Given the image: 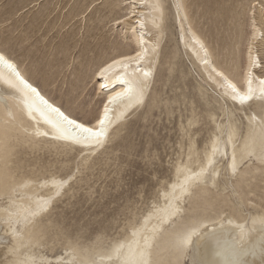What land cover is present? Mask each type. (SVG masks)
Segmentation results:
<instances>
[{"label": "bare ground", "instance_id": "6f19581e", "mask_svg": "<svg viewBox=\"0 0 264 264\" xmlns=\"http://www.w3.org/2000/svg\"><path fill=\"white\" fill-rule=\"evenodd\" d=\"M33 1L38 3V0ZM167 1L169 0H159L162 7L155 12L150 7L154 0H66L64 7H69H66L65 12L60 7V0L48 1L43 8L47 9L51 2L53 6L48 14L58 8L56 22L60 17L68 23L72 19L78 22V26L68 33L67 40L70 39L71 43L63 40L60 44L59 52L65 58V66H73L74 73L69 87L64 90L61 85L56 84L52 76L25 62L27 58L16 54L8 39L0 35V51L6 57L5 62H0V118L9 121L6 131L0 132V139L4 140L9 171L15 176L16 183H28L23 191L12 194V199L25 205L28 204L29 197L33 200L47 199L54 192L52 180L67 181L61 194L53 199L50 211L38 222L36 231L41 235L30 246H21L9 225L0 220V264H18L25 257L36 261H52L55 264L56 259L67 251L68 240L78 241L82 248L95 247L98 250L114 242L130 240L132 232L144 223L154 208L166 206L165 194L173 184L182 179V169L199 171L208 167L215 175V180L209 178L206 186L202 185L194 195L184 199L180 205L182 211L171 221L168 232H179L193 221H198L207 225V232L220 230L222 227L231 228L236 229L232 233L236 236L239 231L237 225L251 228V218L264 212V184L259 179V162L254 158L245 160L240 166L238 177L232 175L230 168L234 150L237 159H240L250 129L249 118L256 116L259 120L264 117V99H261L264 85L260 83L264 80V64L261 61V58L264 59V0H245L241 15L246 17L247 32L234 9H214L212 14L215 19L220 17L226 26L222 34L216 25L205 27L201 22V0L196 4L190 0H170V5L166 6ZM132 4L138 7L133 8L130 6ZM145 4L149 6L145 7ZM167 9L171 11L177 39L174 49L166 52V73L160 87L155 88L156 66L162 55L160 46L167 31L164 20ZM64 26L65 23L60 25L61 28ZM242 45L244 50L241 49ZM77 48V56L72 57L71 51ZM137 52L145 56L142 64L152 73L146 90V102L130 107L129 101L122 99L109 104L111 123L108 124V138L102 145L89 149L58 138L54 136L51 125L40 112L34 110L31 116L27 113L26 99L34 102L46 115L47 109L41 104L39 97L28 93L27 88L19 82L20 78L31 83L44 99L56 106L61 103L66 105L70 97L74 98V112L86 119H93V126H96L94 118L103 115L108 97L120 91L122 86H127L124 79L131 81L136 77L132 68H128L126 72L118 73L124 79L109 75V81L114 82H110L107 88H101L103 81L96 77L88 79L89 70L101 61L110 62V58L120 56L131 57ZM182 54L191 60L203 83L196 80V85H192L194 91L190 94L180 90L179 93L171 94V98L164 97V87L169 82L173 65H176L175 59ZM205 60L208 61L207 66ZM9 61L12 67H9ZM211 68H215L216 72H223L242 91H247L251 80L254 98L244 105L234 104L230 98L226 100L221 87L224 81L216 79L215 76L210 79ZM181 72L179 80L186 87L183 77L192 71L189 68L187 72ZM12 84L16 87L13 88ZM76 89H79V93ZM172 102L188 103L189 106H185L188 114L178 115L177 150L173 152L174 157L170 155L166 159L165 164L159 163L165 167V175L158 177L153 195L145 202V208L140 215L134 213L133 218L122 222L119 236L110 239L105 245H102L100 235L96 236L98 242H89L90 238L82 240L78 231L72 233L62 226L65 221H61L62 214L58 211L62 204L71 203L80 190L86 189L84 193L91 197L94 192L91 179L95 176V171H102L103 167L111 164V160L118 157L116 154L120 149L133 150V144L124 143V135L127 136L126 130L130 127L131 118L136 117V122L144 120L149 114L152 115L154 109L160 110L161 107H164V113L170 117L174 111ZM8 112L16 117L15 122L8 117ZM240 113L244 117L243 123ZM20 121L28 130L27 134L16 126ZM37 132H47L48 135H37ZM229 133H233L230 141ZM216 145L219 151L213 155ZM144 151L147 156V147ZM153 155L156 158L157 153ZM13 187L15 184H0V208H7L11 203L9 195ZM90 197L87 199L90 200ZM148 227H151V223ZM252 235L258 236L256 233ZM198 243L206 245L208 242L202 235ZM165 246L166 238H162L158 242L162 258H167ZM56 248H60V251H56ZM181 264H184L183 260Z\"/></svg>", "mask_w": 264, "mask_h": 264}, {"label": "snow or ice", "instance_id": "6c2138e0", "mask_svg": "<svg viewBox=\"0 0 264 264\" xmlns=\"http://www.w3.org/2000/svg\"><path fill=\"white\" fill-rule=\"evenodd\" d=\"M130 6L138 7L136 4ZM144 6L148 7L149 5L145 4ZM150 7L155 12L159 11L162 6L159 0H154ZM177 7L179 8V5ZM141 42L143 43V38H141ZM201 47L203 46L201 45ZM144 59L145 56L137 52L135 56L110 58V62L101 61L91 67L88 79L96 77L99 81H103L100 84L101 88H107L110 82H114L109 81V75L116 79H124L118 76V73L126 72L128 68H132L136 77L131 81L124 79V84L127 86H122L120 91H116L108 97V102L103 108V115L94 118L96 126H93V119H86L74 112V98L70 97L66 105L61 103L56 106L55 103H49L44 99L31 83L20 78L19 82L27 88L28 93L39 97L41 104L47 109L46 115L36 107L34 102L26 99L27 113L31 116L34 110L40 112L46 122L51 125L54 136L94 149L102 145L108 138V124L111 123L109 104L122 99L129 101L130 107L146 102V90L152 73L143 66ZM5 60L4 53L0 51V62H5ZM204 63L206 66L208 65L207 60ZM12 66L9 61V67ZM210 73V79L215 76L216 79L224 81L221 87L226 100L230 98L234 104L244 105L254 98L255 93L251 87V80H249L247 91H242L231 83L223 72H216L215 68H211ZM17 76H19L18 73ZM260 83L264 85V80H261ZM11 86L16 87L15 84ZM261 99H264V88L261 89ZM7 115L13 122L16 121L12 112H8ZM249 119L248 137L240 159H237L235 150L233 152L230 165L231 173L234 177H238L240 166L244 161L254 158L261 165L259 179L264 184V117L257 120L256 116H252ZM8 123V120L0 118V132L6 131ZM16 126L27 134L28 130L23 127L22 121L17 122ZM41 134L48 135L47 132H37V135ZM232 136L233 133H229V141ZM218 151V145L214 146L213 155ZM209 163L211 164V161ZM180 176L182 179L173 184L165 194L166 206L154 208L145 218L144 223L139 228H135L130 240L114 242L99 250L95 247L82 248L78 241L68 240L67 251L56 259L55 264H181L182 260L184 264H189V262L190 264H264V212L251 218V228L237 225L239 231L236 236L232 235L236 229L231 228L224 229L222 227L220 230L213 229L211 232H207V225L198 221H193L179 232H168L171 221L182 211L180 205L184 199L194 195L202 185L206 186L209 178L215 180V175L208 167L201 168L199 171L182 169ZM66 183L67 181L64 180H52L51 184L54 188L52 196L47 199L35 200L29 197L27 205L18 203L12 199V194L23 191L28 187V183H16L15 176L9 171L4 140L0 139V184H15L9 195L11 203L7 208H0V220H4L9 225L13 236L21 246H30L39 239L41 233L36 231L38 222L50 211L53 199L61 194ZM149 223H151V227H148ZM253 233L258 236H253ZM202 235L208 242L206 245L198 243ZM162 238H166L164 251L167 252V258H162L158 250V242ZM18 264H53V262L36 261L31 257H25L20 259Z\"/></svg>", "mask_w": 264, "mask_h": 264}, {"label": "rangeland", "instance_id": "374dc122", "mask_svg": "<svg viewBox=\"0 0 264 264\" xmlns=\"http://www.w3.org/2000/svg\"><path fill=\"white\" fill-rule=\"evenodd\" d=\"M48 1L50 0H38V3L33 0H0V35L8 39L16 54L24 55L27 58L25 62L33 64L40 72L44 71L52 76L56 80V84L61 85L64 90L69 87V81L73 80L74 73H72L73 66H65V58L59 52L60 44L63 40L65 41L69 38V31L76 28L78 22L76 19H72L68 23V21L62 19L63 17H60V20L56 22L55 17L58 8L48 14L54 0H51V5H48L47 9L43 8ZM65 1L60 0V7H63L64 12L69 7H64ZM190 1L193 4L200 3V0ZM170 2V0L167 1L166 6L170 5ZM244 2L245 0H201L203 16L201 22H203L205 27L216 25L221 31L220 34H222L226 26L220 20V17L215 19L212 11L221 7L232 8L235 13L239 14V21L244 24V31L247 32L246 17L241 15ZM170 12V9H167L164 18L167 31L164 33L160 46L162 55L156 66L155 77L157 82L155 88L160 87L166 73V52L174 49L177 39ZM63 23H65V26L61 28L60 25ZM67 41L71 43L70 39ZM78 48L71 51L72 57L77 56ZM241 49L244 50L243 45ZM175 61L177 62L175 63L176 65H173V71L169 75V82L164 87V97L171 98L172 95L179 93L180 90L190 94L194 91L192 85H196V80L203 83L195 66L192 65L191 60L187 56L183 54L182 56H177ZM261 61L264 64V59L262 60L261 58ZM75 67L78 72V66L76 65ZM189 68L192 73L185 74L187 76L183 77L186 83L185 87L179 78L182 75L181 71L187 72ZM76 91L79 93V89H76ZM181 103L172 102L171 106L174 111L170 117L164 113V107H161L160 110L154 109L151 112L152 115L149 114L146 119L141 120L142 122H136V117L131 118L130 127L126 130L127 136L124 135V143L133 144V150L120 149L116 154V157L118 156L119 158L114 159L115 161L111 160L110 166L107 164L103 167V172L101 170L95 171V176L93 175L94 177L92 178L93 181L91 179L94 190L91 197L84 193L86 189L84 191L80 190L75 196L76 199L74 198L70 201L71 203L62 204L63 207L61 206L58 210L62 214L61 221L63 219V222L65 221L62 226L67 227L66 229H69L72 233L78 231L77 233L83 237H81L82 240L90 238L89 242L93 240V242H98L99 239L96 236L100 235V241H102V245H105L110 242V239L119 236L122 222L133 218L132 215L134 213L137 216L140 215L145 208V202H148L149 197L153 195L158 177L165 175V167L159 165V163L165 164L166 159L168 160L170 155L174 157L173 152L177 150L176 140L179 137L177 118L179 113L183 114V116L187 115L188 112H186L185 106H189L188 103ZM160 112L161 114H159ZM240 120L242 123L244 122L242 113H240ZM175 124L177 125L176 127ZM202 139L203 137L201 141ZM146 147L148 149L147 156L144 151ZM154 150L157 153L156 158L153 155L155 154L153 153ZM114 162L115 164L113 165ZM101 172L102 174L99 175ZM154 172H156V176H154ZM101 185H103L102 189H99ZM89 197L90 200H88ZM56 251H60V248H56Z\"/></svg>", "mask_w": 264, "mask_h": 264}]
</instances>
